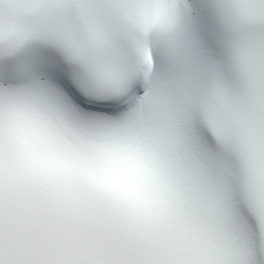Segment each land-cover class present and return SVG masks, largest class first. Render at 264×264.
<instances>
[{
    "label": "snow or ice",
    "instance_id": "snow-or-ice-1",
    "mask_svg": "<svg viewBox=\"0 0 264 264\" xmlns=\"http://www.w3.org/2000/svg\"><path fill=\"white\" fill-rule=\"evenodd\" d=\"M0 264H264V0H0Z\"/></svg>",
    "mask_w": 264,
    "mask_h": 264
}]
</instances>
